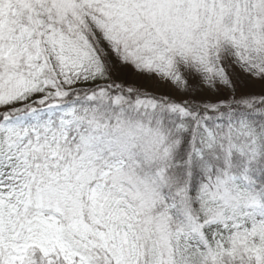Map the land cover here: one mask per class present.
Instances as JSON below:
<instances>
[{
    "label": "snow or ice",
    "instance_id": "6c2138e0",
    "mask_svg": "<svg viewBox=\"0 0 264 264\" xmlns=\"http://www.w3.org/2000/svg\"><path fill=\"white\" fill-rule=\"evenodd\" d=\"M0 264H264V0H0Z\"/></svg>",
    "mask_w": 264,
    "mask_h": 264
}]
</instances>
